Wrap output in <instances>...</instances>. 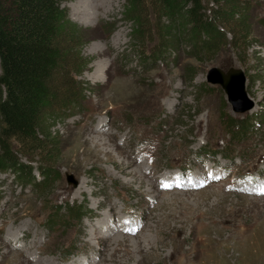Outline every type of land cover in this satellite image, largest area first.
Instances as JSON below:
<instances>
[{"label":"rangeland","instance_id":"obj_1","mask_svg":"<svg viewBox=\"0 0 264 264\" xmlns=\"http://www.w3.org/2000/svg\"><path fill=\"white\" fill-rule=\"evenodd\" d=\"M62 7L77 40H59L64 60L43 119L49 146L19 154L36 185L0 173V264H264V194L249 188L264 172V0L225 6L241 13L213 21L223 37L196 58L186 43L161 45L167 22L153 0H145L144 45L126 0ZM212 68L243 71L250 110L234 112L220 86L207 82ZM234 122L247 126L242 137ZM213 162L221 173L207 171ZM178 169L199 172L205 184L182 188L186 178L176 177L165 187ZM120 210L132 211L137 232L114 223L106 230Z\"/></svg>","mask_w":264,"mask_h":264},{"label":"trees","instance_id":"obj_2","mask_svg":"<svg viewBox=\"0 0 264 264\" xmlns=\"http://www.w3.org/2000/svg\"><path fill=\"white\" fill-rule=\"evenodd\" d=\"M65 1L0 0V173L14 171L19 183L25 185H36V180L33 167L20 162L19 154L29 155L33 146H49L45 138L48 126L43 119L51 110L56 95L52 82L64 60L59 40L62 36L71 42L77 40L78 30L67 20L62 7ZM232 1L153 0L155 11L167 22V39L160 40L161 45L177 49L186 43L195 58L200 50L213 51L216 47L213 38L223 37L213 21L225 23L241 13L235 8L223 10ZM126 2L129 6L126 15L138 27L135 33L144 45L150 22L144 11L145 0ZM209 4L215 8L211 7L212 16L207 15ZM178 16L182 18V26L173 34ZM245 17L238 20L240 26ZM206 33L214 40L208 45L201 37ZM230 126L236 127L233 129L236 136L242 137L247 132V126L237 122ZM38 171L39 175L44 173L40 168ZM56 219L61 216L56 215Z\"/></svg>","mask_w":264,"mask_h":264},{"label":"water","instance_id":"obj_3","mask_svg":"<svg viewBox=\"0 0 264 264\" xmlns=\"http://www.w3.org/2000/svg\"><path fill=\"white\" fill-rule=\"evenodd\" d=\"M206 80L208 83L220 86L230 103L234 96H238L239 99L246 97L244 92L246 78L242 70L230 68L224 72L218 68H212L207 72ZM242 100H245L246 106L236 107V110L233 109L234 112L242 113L252 108V104L247 103L246 99ZM66 178L73 187L78 185V181L74 180L73 176L67 175Z\"/></svg>","mask_w":264,"mask_h":264},{"label":"bare ground","instance_id":"obj_4","mask_svg":"<svg viewBox=\"0 0 264 264\" xmlns=\"http://www.w3.org/2000/svg\"><path fill=\"white\" fill-rule=\"evenodd\" d=\"M93 3V2H92ZM78 6V5H77ZM88 7V9H86L85 7H83V6H80L79 7V12H80V14H83V13H88L89 15L90 14H92V12L91 13H89V11H90V6H87ZM78 9V8H77ZM92 10V9H91ZM95 10V9H94ZM77 14V13H76ZM104 70V69H103ZM235 91V90H234ZM231 104L234 106V110H236V107H238V108H240V107H242V106H246V102H245V100H242L241 98L239 99L238 98V96H234L233 97V100H232V102H231ZM79 187V186H78ZM257 193V192H256ZM106 221H108V219L106 220ZM102 225V224H101ZM110 227H108L107 228V230L109 229Z\"/></svg>","mask_w":264,"mask_h":264},{"label":"snow or ice","instance_id":"obj_5","mask_svg":"<svg viewBox=\"0 0 264 264\" xmlns=\"http://www.w3.org/2000/svg\"><path fill=\"white\" fill-rule=\"evenodd\" d=\"M262 191H264V190H262Z\"/></svg>","mask_w":264,"mask_h":264}]
</instances>
